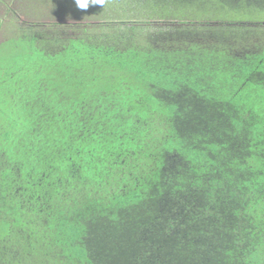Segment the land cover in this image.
Masks as SVG:
<instances>
[{
  "label": "trees",
  "instance_id": "16d2710c",
  "mask_svg": "<svg viewBox=\"0 0 264 264\" xmlns=\"http://www.w3.org/2000/svg\"><path fill=\"white\" fill-rule=\"evenodd\" d=\"M126 18L3 67L0 264H264L263 39Z\"/></svg>",
  "mask_w": 264,
  "mask_h": 264
},
{
  "label": "rangeland",
  "instance_id": "374dc122",
  "mask_svg": "<svg viewBox=\"0 0 264 264\" xmlns=\"http://www.w3.org/2000/svg\"><path fill=\"white\" fill-rule=\"evenodd\" d=\"M9 2L13 6L8 11L6 19L14 28L10 32H5L3 38L14 39L0 52V66L4 69H11L14 58H21L27 51L30 41L19 38L26 33L53 40L54 37L64 39L68 36L81 35L86 29L89 34L98 36L112 32V28L115 30V26L121 25L118 21H124L130 16H133V19L145 18V22H142L148 23L150 29L143 33L142 38L149 36L151 39L155 36V39L164 41L180 37L191 39L201 34V37L206 39L223 38L229 41L230 38L242 34L243 38L247 35L248 42H259L258 39L264 41V19L261 17L262 11L264 12V0H246L245 17H231V21L229 16L233 14L228 12L231 8L226 9L218 3L211 6L210 0H105L103 7L90 4L86 10L79 9L75 0H9ZM242 5L233 6L240 10ZM231 24L235 25L234 32ZM45 47L53 49L47 45ZM6 65L8 67H5ZM2 98L3 96L0 102Z\"/></svg>",
  "mask_w": 264,
  "mask_h": 264
},
{
  "label": "crops",
  "instance_id": "0c3cea01",
  "mask_svg": "<svg viewBox=\"0 0 264 264\" xmlns=\"http://www.w3.org/2000/svg\"><path fill=\"white\" fill-rule=\"evenodd\" d=\"M11 6L13 5L9 2V0H0V52L10 40L14 39L13 37H10L8 40H4L3 38V34L5 32H10L11 29L14 28V26L6 19ZM3 71V67L0 66V75H2Z\"/></svg>",
  "mask_w": 264,
  "mask_h": 264
},
{
  "label": "clouds",
  "instance_id": "9594fccd",
  "mask_svg": "<svg viewBox=\"0 0 264 264\" xmlns=\"http://www.w3.org/2000/svg\"><path fill=\"white\" fill-rule=\"evenodd\" d=\"M76 6L81 10H86L90 4L91 5H101L105 4V0H75Z\"/></svg>",
  "mask_w": 264,
  "mask_h": 264
}]
</instances>
